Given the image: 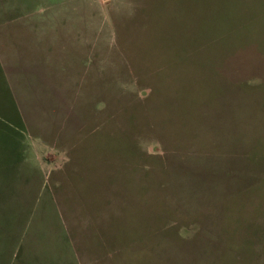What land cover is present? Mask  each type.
I'll use <instances>...</instances> for the list:
<instances>
[{"label":"rangeland","instance_id":"374dc122","mask_svg":"<svg viewBox=\"0 0 264 264\" xmlns=\"http://www.w3.org/2000/svg\"><path fill=\"white\" fill-rule=\"evenodd\" d=\"M27 3L47 17L49 98L28 138L77 264H248L243 228L264 223V0Z\"/></svg>","mask_w":264,"mask_h":264},{"label":"crops","instance_id":"0c3cea01","mask_svg":"<svg viewBox=\"0 0 264 264\" xmlns=\"http://www.w3.org/2000/svg\"><path fill=\"white\" fill-rule=\"evenodd\" d=\"M36 11L27 0H0V264H77L46 187L49 165L35 153L45 148L28 138L30 118L49 103L47 17ZM243 229L253 246L246 263L264 264V223L251 217Z\"/></svg>","mask_w":264,"mask_h":264}]
</instances>
